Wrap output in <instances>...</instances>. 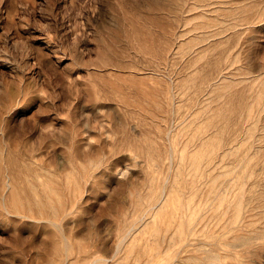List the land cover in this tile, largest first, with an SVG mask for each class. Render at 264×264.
Here are the masks:
<instances>
[{
    "label": "rangeland",
    "instance_id": "374dc122",
    "mask_svg": "<svg viewBox=\"0 0 264 264\" xmlns=\"http://www.w3.org/2000/svg\"><path fill=\"white\" fill-rule=\"evenodd\" d=\"M91 263L264 264V0H0V264Z\"/></svg>",
    "mask_w": 264,
    "mask_h": 264
},
{
    "label": "bare ground",
    "instance_id": "6f19581e",
    "mask_svg": "<svg viewBox=\"0 0 264 264\" xmlns=\"http://www.w3.org/2000/svg\"><path fill=\"white\" fill-rule=\"evenodd\" d=\"M216 1V0H215ZM198 2V1H197ZM189 3V2H188ZM215 3V2H214ZM198 4V3H197ZM186 7V6H185ZM200 7V6H199ZM218 7V6H217ZM197 8V7H196ZM183 14V13H182ZM216 131V130H215ZM223 155V154H222ZM216 165V164H215ZM262 166V165H261ZM261 168V167H260ZM258 172V171H257ZM239 175V174H238ZM234 177V176H233ZM259 177V176H258ZM226 180V179H225ZM35 188V187H34ZM33 188V189H34ZM35 190V189H34ZM164 190V189H163ZM231 191V190H230ZM254 193V192H253ZM216 198V197H215ZM247 199V198H246ZM209 210V209H208ZM231 228V227H230ZM225 229V228H224ZM176 230V229H175ZM201 230H203V228H178L177 229V231H179V233H180V236L181 237H185V238H188L189 236H191V235H194V234H196V233H198L199 231H201ZM212 230H213V228H212ZM129 232H130V230H129ZM128 232V233H129ZM208 232V231H207ZM127 233V234H128ZM227 233V232H226ZM170 235V234H169ZM177 235V234H176ZM198 236V235H197ZM200 237V236H199ZM124 238V237H123ZM180 238V237H179ZM182 239V238H181ZM180 239V240H181ZM188 239H190V237L188 238ZM184 241V240H183ZM188 242V241H187ZM192 243V242H191ZM199 243V242H198ZM188 244V243H187ZM197 244V243H196ZM204 244V243H203ZM189 245V244H188ZM193 245V244H192ZM205 245V244H204ZM185 246H186V244H185ZM184 247V246H183ZM198 250V249H197ZM181 253V252H180ZM178 255V254H177ZM187 259V258H186ZM99 260V259H98ZM92 264V263H91Z\"/></svg>",
    "mask_w": 264,
    "mask_h": 264
}]
</instances>
